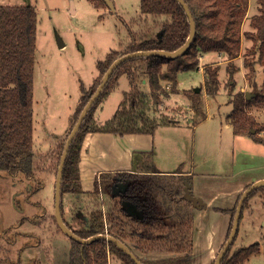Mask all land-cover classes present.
Instances as JSON below:
<instances>
[{
	"label": "trees",
	"instance_id": "1",
	"mask_svg": "<svg viewBox=\"0 0 264 264\" xmlns=\"http://www.w3.org/2000/svg\"><path fill=\"white\" fill-rule=\"evenodd\" d=\"M89 1L96 7L105 3L104 0ZM184 1L194 21V36L189 45L184 51L173 56L140 55L130 57L117 65L84 116L69 146L61 177L60 209L65 225L80 238L99 234L110 235L123 242L143 264L190 263L192 239L188 235V230L192 225L189 210L191 203L182 195L183 181L187 179L191 183V176L161 175L155 169L151 152L135 153L132 171L101 172L94 180L93 191L86 194L88 197L109 196L112 202L107 211L101 207L104 206L103 203L90 210L89 214L84 215L83 210L78 209L75 215L72 213L70 220L65 219L63 204L65 195L83 193L78 163L81 144L87 132L106 131L120 135L130 132H154L159 122L147 114L148 101L151 99L153 104H158L161 102V95L168 96L160 79L171 77L173 79L177 72L197 70L202 54L207 52L226 56L229 62L226 67L227 84L231 89L232 78L237 70L231 60L238 56L242 37H245L251 40V45L246 49L243 65L248 68L246 78L254 95L247 99L245 93L241 91L234 93L228 119L234 134L247 135L254 141L264 144V135H259L264 125L257 124L246 112L250 105L264 106V76L261 86L256 80L258 64L262 66L264 73V0H258L259 13L250 17L249 25L252 30L241 29L249 0ZM139 7L142 13L162 15L169 19L162 24L154 37L139 42L133 40L125 51L110 50L104 59L97 61L98 74L92 84L88 88L83 83L80 84L81 95L73 112L70 130L100 84L104 73L117 57L135 51L174 52L186 43L190 35V23L184 8L177 0H139ZM36 23L37 12L34 7L0 5V170L6 171L11 176L23 174L25 178L33 176L32 104ZM122 73L126 74L130 89L124 93V99L114 115L107 122L99 125L94 119L95 108L111 92ZM140 73L147 79L150 95L137 88ZM203 75L205 92L210 96L216 95L220 87L218 67L204 66ZM188 95L192 101V108L195 111L199 110V92L194 89ZM204 117L203 114L201 119ZM200 120H194V124ZM164 121V123L173 122L169 118ZM259 188L253 190L247 198ZM239 197L240 195L237 201ZM237 201L229 210L231 217L225 240L231 229ZM244 208L243 204L242 211ZM174 214L180 217L178 222L172 220ZM53 217L56 221L55 214ZM124 217L127 221H124ZM117 220L121 224L119 227L115 224ZM126 226L129 232L125 230ZM127 233L133 240L134 246L127 243ZM237 234L220 264H242L251 254L258 251L259 245L253 243L238 248L230 255ZM66 236L70 242L68 264H108L110 254L118 258L122 264H136L119 246L105 238L98 237L88 243H81ZM153 251L182 253V255L158 257L154 260L143 259L139 255L140 252L149 254Z\"/></svg>",
	"mask_w": 264,
	"mask_h": 264
},
{
	"label": "rangeland",
	"instance_id": "2",
	"mask_svg": "<svg viewBox=\"0 0 264 264\" xmlns=\"http://www.w3.org/2000/svg\"><path fill=\"white\" fill-rule=\"evenodd\" d=\"M0 4L30 5L37 12L32 104L33 176H11L0 170V264H68L70 242L53 217L54 185L61 148L73 121L72 113L79 102L80 84L89 87L92 79L98 74L97 61L103 59L110 49L123 52L132 39L143 38L144 34L136 31L143 29L145 22L141 21L139 0H115L116 13L105 3L107 9H101L102 7H95L89 0H0ZM72 6L75 8L74 13L71 11ZM258 7V0H249L242 30H252L249 25L250 17L259 13ZM168 19L169 17L161 15L154 20V26L153 21L147 20L145 32L151 28L158 31ZM123 20L131 26L136 35H130ZM152 35L154 37L156 32ZM60 42L64 45L60 46ZM250 45L251 40L242 37L239 54L231 60L237 68L231 89L227 84L226 67L229 62L226 56L219 54L218 63L211 65L218 67L220 80L219 90L214 96L205 92L203 73L198 69L180 71L174 74L173 79L171 77L161 81L168 96L161 95V102L158 104H153L149 99L147 114L159 122L154 134L163 163L169 165L173 161L178 162L183 169L182 167H190L192 160L193 167L200 172H231L233 142L230 129L224 127V121L230 123L228 114L232 109L234 93L241 91L243 94L254 95L246 78L248 68L243 65L246 49ZM263 76L262 66L258 64L256 80L259 86L262 85ZM138 77L137 88L150 95L149 85L146 87L141 83V78L145 76L140 73ZM128 85L126 74H121L116 84L119 91H112L96 106L95 118L98 124L113 116L120 106L119 102L124 99L122 90L129 91ZM196 87L200 88V108L195 111L188 94ZM246 110L257 124L264 125V106L250 105ZM203 114L212 117L208 119V124L192 127L194 120H200ZM166 118L177 120L175 122L179 121L181 124L174 126L171 122L168 126H163L166 124ZM220 127L221 135H213L212 140L209 131L218 132ZM259 135H264V129ZM244 139L252 141L250 138ZM216 146L219 150H215L213 157ZM260 147L264 151V146ZM163 148L167 149L166 152L161 150ZM258 170H262V167ZM65 196V219H70L72 213L75 215L78 209L83 210L84 215L89 214L90 210L103 203L104 206L101 207L107 211L112 202L107 195L77 199L73 198L72 194ZM219 203L226 204L222 200ZM244 206L238 235L230 255L238 248L257 243L258 251L251 254L242 264H264V190L256 191L247 198ZM189 210L192 225L188 235L192 239V247L188 264H215L226 237L225 235L221 242L217 243L219 229L228 223L229 217L221 212H209L206 217L199 218L202 230L200 229L197 237L191 207ZM124 221H127L125 217ZM206 223V226H210L216 233L214 245L209 249L205 248L209 243V237H206ZM115 224L117 227L121 225L119 220ZM124 228L127 232L130 231L128 226ZM128 235L127 233V243L134 246ZM37 242L39 244L33 246ZM161 253L140 252L139 255L143 259L154 260L163 255ZM108 264H120V260L110 254Z\"/></svg>",
	"mask_w": 264,
	"mask_h": 264
},
{
	"label": "crops",
	"instance_id": "3",
	"mask_svg": "<svg viewBox=\"0 0 264 264\" xmlns=\"http://www.w3.org/2000/svg\"><path fill=\"white\" fill-rule=\"evenodd\" d=\"M111 2L113 3V7H114L113 11L115 12L116 10L115 0H111ZM0 5H3V4H0ZM100 7H102L101 9H107V5H104V4L101 5ZM71 11L72 13L75 12L74 6H72ZM140 15H141L142 22L144 21L146 23L147 20L153 21V26L155 25L154 20H156L159 17V16H155L152 14L142 13L141 11H140ZM123 22H124L123 24H126L125 26L127 28V31H129L130 35L135 34L134 33L135 31L131 28V26L127 24L125 20H123ZM145 23L143 24V29L136 31V32H141V34H144L143 38H139L137 40L132 39V40L139 42L140 40L151 38L153 36L152 34H154L155 32L157 33L159 31V30L154 31V29L151 28L145 32L146 30ZM110 50H119V49H110ZM218 56L219 54H216L213 52H207V53L202 54L200 58V66L198 70H200L203 73L204 66L217 64ZM122 74H125V73H122ZM119 77L117 78V81L114 84L111 92L119 91V89H117L118 87L116 86ZM94 78L92 79L90 85L92 84ZM141 80H142L141 81L142 85L148 87L147 79L142 77ZM163 80L165 79H160V83ZM202 81H204V75H203ZM127 89L128 90L130 89V85H128ZM122 91H123L122 92V97H123L125 90H122ZM95 111H96V108H95ZM95 111H94V119H95V122L97 123V120L95 118V114H96ZM211 118L212 117L206 114L204 118H202L197 124L195 123L196 124L195 126H193L194 125L193 124L192 127L195 128L199 124H208L207 121L208 119H211ZM108 120H106L105 122H107ZM175 121H173L174 126L181 124L179 121L178 122H175ZM102 124H99V125H102ZM168 125L169 124L166 123L163 126H168ZM159 126H162V125H159ZM220 126H222V124H220ZM224 127L227 129L228 128L230 129L229 132L232 135L231 139L233 142V147H231L232 157L230 161V167L232 170L231 172H228V173L214 172V171H211V172L210 171H207V172L197 171L193 167L192 160L189 165L190 167H186V168L182 167L183 169H181V166L178 165V162L174 163L173 161L169 165L166 163H163L161 161L162 160L161 154L159 153L160 149L158 150L157 148V143H156L155 134H154L155 131L152 133L130 132V133H124L123 135H120L114 132H106V131L87 132L81 144L80 158H79V163H78L79 177H80V183H81V188H82L83 193L80 194L81 196L74 195L73 198L77 199V198L88 196L86 194L91 193L93 191L94 180L95 178L99 177V174L101 172L132 171L133 157L135 153L151 152L153 155L154 166H155L156 171H158V173H160L161 175H174L176 177H178L179 175H182V176L190 175L191 176V183H190L191 192L196 196H200L203 199V201H205L207 205L205 208H196L191 204V210H192L191 212L193 215V223H194V228L196 229L197 237H199L200 229L202 230V227L199 224V218L202 219L203 217H206L207 214H209V212H214V213L221 212L225 216L228 215L229 217L228 223L225 224L223 228L221 227V229H219V232H220V234L218 235L219 239L217 236V243L219 244L227 233V229H228V225H229L230 217H231L229 210L235 205L238 196L242 193L244 189L250 186L253 182L264 179V151H262V148L260 147L261 145L264 146V144L254 141L251 137L247 135L234 134L232 131L231 124L227 121H224ZM209 133L211 134L210 137L213 140L214 136L221 135L222 127L218 129V132H214L213 130H211L209 131ZM214 133H218V134H214ZM244 138H250V140L252 141H247ZM192 149L194 150V146L192 147ZM201 149H203V147H201ZM217 149L219 150L218 146L214 148V151L212 153L213 157L215 155V150L218 151ZM161 150L166 152L167 149L163 148ZM259 151H262V152H259ZM260 167H262V170L259 171L258 169ZM263 190H264V187H261L257 190V192L263 191ZM64 199H66V196L64 197ZM221 200L224 201L226 204L221 205L219 203V201ZM64 206H65V200H64ZM224 209L226 211H224ZM41 215H43V212L41 213ZM242 217H243V211H242ZM30 220L33 221V223H37L33 219H30ZM172 220H174L175 222H178L180 220V217L174 214L172 217ZM240 222H239V226H240ZM206 225L207 223L205 224V230H206V237H209V243L205 248L209 249L211 248V246L214 245V241H215L214 237L216 233L211 229L210 226L208 227ZM238 231H239V228H238ZM195 243L196 241H194L193 244ZM38 244L39 243L37 242L36 244H33V246H37ZM156 252H159V253L163 252L161 253L163 255H160L158 257H166V256L172 255L170 252H167V251H153L150 253L154 254Z\"/></svg>",
	"mask_w": 264,
	"mask_h": 264
},
{
	"label": "water",
	"instance_id": "4",
	"mask_svg": "<svg viewBox=\"0 0 264 264\" xmlns=\"http://www.w3.org/2000/svg\"><path fill=\"white\" fill-rule=\"evenodd\" d=\"M105 3L108 5V7H110L111 9H114L113 7V3L111 2V0H104ZM182 7L185 10L186 15L188 16L189 19V23H190V35L186 41V43L181 46L179 49H177L174 52H166V51H154V50H150V51H135V52H129L126 53L124 55H121L119 57H117L108 67V69L106 70V72L104 73L102 80L100 82V84L98 85V87L96 88L95 92L91 95V97L88 99L87 103L85 104V106L83 107V109L81 110L75 124L73 125L72 129L70 130L69 134L66 137L63 149H62V153L60 155V159H59V164H58V169H57V174H56V179H55V189H54V209H55V218H56V222L58 224V226L60 227V229L62 230V232L65 235H68L70 237H72L74 240L81 242V243H88L90 241H92L95 238L98 237H102L105 238L108 241H111L113 243H115L117 246H119L125 253H127L135 262L136 264H143L141 262L140 259L137 258V256L121 241L117 240L116 238L110 236V235H95V236H91L89 238H80L79 236H77L76 234H74L64 223L62 216H61V209H60V184H61V177H62V171H63V165L67 156V152L69 149V146L76 134V132L78 131L81 122L84 118V116L86 115L88 109L90 108V106L92 105V103L94 102V100L97 98V96L100 94L102 88L104 87V85L106 84V82L108 81L110 75L112 74L113 70L117 67L118 64H120L122 61L130 58V57H134V56H140V55H148V54H164V55H168V56H173L176 55L182 51H184V49L189 45L190 41L192 40L193 36H194V21L193 18L191 16V13L185 3L184 0H177ZM60 46H63V43L60 42L59 43ZM195 91H199L200 88L196 87L194 88ZM246 98L249 99L253 94L251 93H246ZM264 186V179L258 180L253 182L250 186H248L246 189H244L242 191V193L240 194V197L237 201V205H236V209H235V213L233 216V220H232V225H231V229L230 232L221 248V250L218 252V255L216 257L215 260V264H220L221 260L223 258V256L225 255V253L228 251L231 243L233 242L236 234H237V230L239 228V220H240V216H241V211H242V207L244 204V201L246 200V198L248 197V195L255 189ZM182 197L190 202L194 207L196 208H205L207 205L205 203V201H203V199L200 196H196L191 192V185L190 183L187 181V179L184 180V187H183V195Z\"/></svg>",
	"mask_w": 264,
	"mask_h": 264
}]
</instances>
